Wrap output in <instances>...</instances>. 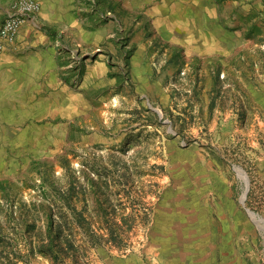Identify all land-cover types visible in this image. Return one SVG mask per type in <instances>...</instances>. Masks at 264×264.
<instances>
[{
    "label": "rangeland",
    "instance_id": "1",
    "mask_svg": "<svg viewBox=\"0 0 264 264\" xmlns=\"http://www.w3.org/2000/svg\"><path fill=\"white\" fill-rule=\"evenodd\" d=\"M214 2L212 42L136 2L36 28L55 104L0 120V264H264V0Z\"/></svg>",
    "mask_w": 264,
    "mask_h": 264
},
{
    "label": "crops",
    "instance_id": "2",
    "mask_svg": "<svg viewBox=\"0 0 264 264\" xmlns=\"http://www.w3.org/2000/svg\"><path fill=\"white\" fill-rule=\"evenodd\" d=\"M15 0H0V24L7 18L12 3ZM40 4V10L36 14L26 16L25 22L19 28L12 43H4L0 54V120L3 115L6 118L16 120L15 113L18 112L27 116L33 114L36 109L41 114L52 112L55 104L50 96L45 98L41 95V89L52 87L54 77L46 78L45 63L49 64L51 59H45L42 52L37 53L32 49L34 41L32 38H39L40 41L51 42V31L43 35L38 31L40 25L48 26L50 30L58 29V21L53 14L54 8H69V2L73 0H36ZM115 7L131 9L133 3H138L142 8L148 5L150 11L146 16L152 17L153 26L163 35L174 36L179 34H194V31H210L209 42L217 39L215 33L222 34V30L213 26V18L217 19L216 4L214 0H109ZM126 4V5H125ZM124 5V6H123ZM152 15L154 16H150ZM34 48V47H33ZM51 57V56H50ZM52 61L54 59L52 57ZM27 95V97H26ZM46 101V102H45ZM46 104V105H45ZM50 107H46V106ZM19 107V108H17ZM3 124L0 125V129ZM139 261V260H137ZM131 258H126L123 264H132ZM134 264H142L134 262ZM161 264H188V259L175 262L171 258L164 259ZM228 264V263H227ZM233 264V263H231Z\"/></svg>",
    "mask_w": 264,
    "mask_h": 264
},
{
    "label": "built area",
    "instance_id": "3",
    "mask_svg": "<svg viewBox=\"0 0 264 264\" xmlns=\"http://www.w3.org/2000/svg\"><path fill=\"white\" fill-rule=\"evenodd\" d=\"M40 4L36 0H15L10 8L9 15L0 24V54L4 43H12L19 28L25 22L26 16L36 14Z\"/></svg>",
    "mask_w": 264,
    "mask_h": 264
},
{
    "label": "bare ground",
    "instance_id": "4",
    "mask_svg": "<svg viewBox=\"0 0 264 264\" xmlns=\"http://www.w3.org/2000/svg\"><path fill=\"white\" fill-rule=\"evenodd\" d=\"M235 170H236V168H235ZM236 172H237V174H238V176L244 181V183L246 182V180H245V176H244V174H243V172L238 168L237 170H236ZM244 189H245V187H244ZM243 193H244V191H243ZM243 195V194H242ZM252 219H253V221L257 224V226L259 227V229L261 230V231H264V223L259 219V216H256V215H253V214H250L249 215Z\"/></svg>",
    "mask_w": 264,
    "mask_h": 264
},
{
    "label": "water",
    "instance_id": "5",
    "mask_svg": "<svg viewBox=\"0 0 264 264\" xmlns=\"http://www.w3.org/2000/svg\"><path fill=\"white\" fill-rule=\"evenodd\" d=\"M240 169V168H239ZM241 170V169H240ZM242 171V170H241ZM243 172V171H242ZM243 174H244V176H245V180H246V182H245V189H244V193H243V195H242V197H241V203L242 204H244L245 203V200H246V195H247V192H248V190H249V180H248V177H247V175L243 172ZM246 211H247V213H248V215H250V214H253V215H256V216H258L255 212H253V211H251V210H249V209H246ZM259 219L264 223V219L263 218H261L260 216H259Z\"/></svg>",
    "mask_w": 264,
    "mask_h": 264
},
{
    "label": "trees",
    "instance_id": "6",
    "mask_svg": "<svg viewBox=\"0 0 264 264\" xmlns=\"http://www.w3.org/2000/svg\"><path fill=\"white\" fill-rule=\"evenodd\" d=\"M248 199H249V198L247 197V201H246V202H247V205H250V204H249L250 202H249ZM52 227H53V221H52V220H49V229L52 230Z\"/></svg>",
    "mask_w": 264,
    "mask_h": 264
}]
</instances>
